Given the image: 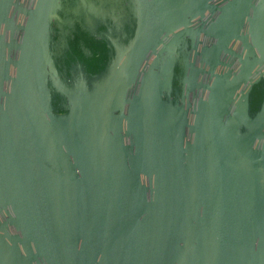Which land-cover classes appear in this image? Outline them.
<instances>
[{
  "label": "water",
  "instance_id": "water-1",
  "mask_svg": "<svg viewBox=\"0 0 264 264\" xmlns=\"http://www.w3.org/2000/svg\"><path fill=\"white\" fill-rule=\"evenodd\" d=\"M254 1L136 0L88 86L51 55L62 0H0V264H264Z\"/></svg>",
  "mask_w": 264,
  "mask_h": 264
},
{
  "label": "flooded vegetation",
  "instance_id": "flooded-vegetation-1",
  "mask_svg": "<svg viewBox=\"0 0 264 264\" xmlns=\"http://www.w3.org/2000/svg\"><path fill=\"white\" fill-rule=\"evenodd\" d=\"M134 10H137L136 0H62L59 18L51 23L50 51L59 76L67 85L83 79L90 86L105 72L115 56V44L126 45L134 36L137 24ZM180 76L175 68L173 99L180 92ZM50 91L54 111L64 113L65 98L51 85ZM263 100L264 80L261 79L249 93L250 117L255 116Z\"/></svg>",
  "mask_w": 264,
  "mask_h": 264
},
{
  "label": "trees",
  "instance_id": "trees-1",
  "mask_svg": "<svg viewBox=\"0 0 264 264\" xmlns=\"http://www.w3.org/2000/svg\"><path fill=\"white\" fill-rule=\"evenodd\" d=\"M87 70H88V71H89V70L91 71V70H93V69L88 68ZM176 86H177V83H176V81H175V82H174V87H176Z\"/></svg>",
  "mask_w": 264,
  "mask_h": 264
}]
</instances>
